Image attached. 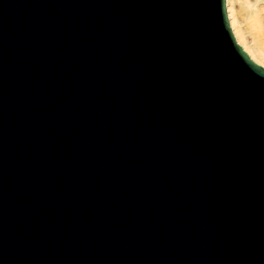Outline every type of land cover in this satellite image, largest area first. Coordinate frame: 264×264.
Here are the masks:
<instances>
[{"label": "water", "instance_id": "water-1", "mask_svg": "<svg viewBox=\"0 0 264 264\" xmlns=\"http://www.w3.org/2000/svg\"><path fill=\"white\" fill-rule=\"evenodd\" d=\"M0 264H264V65L224 0H0Z\"/></svg>", "mask_w": 264, "mask_h": 264}, {"label": "bare ground", "instance_id": "bare-ground-1", "mask_svg": "<svg viewBox=\"0 0 264 264\" xmlns=\"http://www.w3.org/2000/svg\"><path fill=\"white\" fill-rule=\"evenodd\" d=\"M224 5L234 39L246 45L247 55L264 65V0H224ZM255 28L259 34H252Z\"/></svg>", "mask_w": 264, "mask_h": 264}, {"label": "rangeland", "instance_id": "rangeland-1", "mask_svg": "<svg viewBox=\"0 0 264 264\" xmlns=\"http://www.w3.org/2000/svg\"><path fill=\"white\" fill-rule=\"evenodd\" d=\"M235 1H236V0H235ZM236 4H237V2L234 3L235 6H236ZM235 6H234V7H235ZM236 8H237V6H236ZM254 30H255V31H254ZM253 31H254L255 33H254ZM253 31L251 30V32H253L252 34H255V35H256V34L258 33L259 30H257V29L255 28V29H253ZM248 34H250V35H248ZM248 34H247L248 36H251V33H248ZM258 34H259V33H258ZM248 36H247V37H248ZM248 39H250V37H248ZM239 43H240V42H239ZM240 44H241V43H240ZM246 53H247V51H246ZM247 54H248V53H247ZM260 64H261V63H260Z\"/></svg>", "mask_w": 264, "mask_h": 264}]
</instances>
